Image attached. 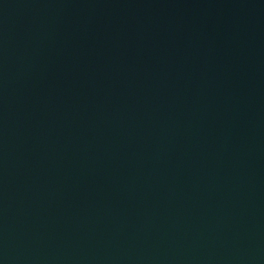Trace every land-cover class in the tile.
<instances>
[{"label":"water","instance_id":"obj_1","mask_svg":"<svg viewBox=\"0 0 264 264\" xmlns=\"http://www.w3.org/2000/svg\"><path fill=\"white\" fill-rule=\"evenodd\" d=\"M0 264H264V0H0Z\"/></svg>","mask_w":264,"mask_h":264}]
</instances>
